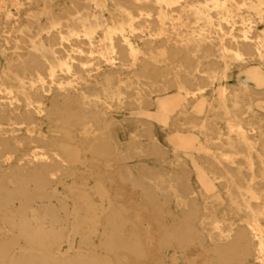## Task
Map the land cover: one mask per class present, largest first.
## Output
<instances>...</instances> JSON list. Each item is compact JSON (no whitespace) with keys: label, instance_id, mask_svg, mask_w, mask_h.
Segmentation results:
<instances>
[{"label":"bare ground","instance_id":"6f19581e","mask_svg":"<svg viewBox=\"0 0 264 264\" xmlns=\"http://www.w3.org/2000/svg\"><path fill=\"white\" fill-rule=\"evenodd\" d=\"M0 40V264H264V0H0Z\"/></svg>","mask_w":264,"mask_h":264},{"label":"rangeland","instance_id":"374dc122","mask_svg":"<svg viewBox=\"0 0 264 264\" xmlns=\"http://www.w3.org/2000/svg\"><path fill=\"white\" fill-rule=\"evenodd\" d=\"M31 9H36V7H31ZM14 10V9H13ZM16 17V16H15ZM18 18V17H17ZM23 21H25V17L22 19ZM6 46V45H5ZM2 47L1 45V40H0V48ZM155 129L158 131L160 130V128L157 126V125H154ZM159 140H160V143L163 145V148L168 151L167 153V161H170L172 159V153L169 149V146L167 144V142L163 139V137H158ZM193 182H194V178H193ZM219 189L222 190V187H220ZM199 189L197 187L194 188V192H195V195L198 193ZM230 222H235L236 224H239V221L238 220H231Z\"/></svg>","mask_w":264,"mask_h":264}]
</instances>
